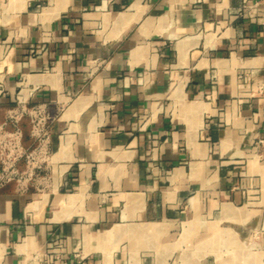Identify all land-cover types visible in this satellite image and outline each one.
I'll return each mask as SVG.
<instances>
[{"label":"crops","instance_id":"1","mask_svg":"<svg viewBox=\"0 0 264 264\" xmlns=\"http://www.w3.org/2000/svg\"><path fill=\"white\" fill-rule=\"evenodd\" d=\"M12 140L0 264H264V0H0Z\"/></svg>","mask_w":264,"mask_h":264},{"label":"built area","instance_id":"2","mask_svg":"<svg viewBox=\"0 0 264 264\" xmlns=\"http://www.w3.org/2000/svg\"><path fill=\"white\" fill-rule=\"evenodd\" d=\"M196 2H200V0H195ZM244 2H248V0H244ZM37 120L33 123V131L35 134L39 135L43 131V118L39 117L40 112L36 111ZM41 144V143H40ZM0 158L1 162L3 164L2 171L0 173V184L10 181V180H17V181H23L25 179V176L23 174H20L13 166V159H12V153L14 150L18 151V147L16 146V143L14 140L12 141H0ZM7 151V152H6ZM35 152H30L26 154V159L28 161V164H32V162L35 161L37 155ZM30 175V174H29Z\"/></svg>","mask_w":264,"mask_h":264},{"label":"rangeland","instance_id":"3","mask_svg":"<svg viewBox=\"0 0 264 264\" xmlns=\"http://www.w3.org/2000/svg\"><path fill=\"white\" fill-rule=\"evenodd\" d=\"M257 238H258V235H257V232H256L255 235L251 239L253 241V240H256Z\"/></svg>","mask_w":264,"mask_h":264}]
</instances>
